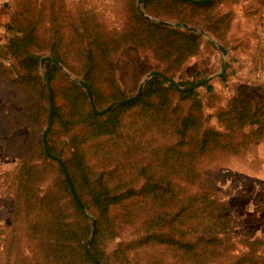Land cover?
Masks as SVG:
<instances>
[{
    "label": "trees",
    "instance_id": "1",
    "mask_svg": "<svg viewBox=\"0 0 264 264\" xmlns=\"http://www.w3.org/2000/svg\"><path fill=\"white\" fill-rule=\"evenodd\" d=\"M136 1L120 2L124 16L112 26L92 9L68 11L67 0H15L12 21L18 34L0 48V78L13 92L7 100L20 108L18 118L39 140L38 158L55 166L56 181L53 190H42L40 164L21 151L12 180L5 264H162L166 258L174 264H264L262 239H245L247 250L235 247L237 224L217 188L222 159L214 157H224L225 164L244 155L248 145L264 142L263 82L252 85L251 96L234 94L218 109L220 131L207 125L195 91L180 93L158 77L148 80L137 99L102 115L92 112L78 82L67 81L53 94L48 143L63 160L85 212L60 165L45 154L40 142V115L48 111L45 79L53 81L60 70L46 62L43 78L40 52L83 80L99 109L120 99L114 71L125 48L148 53L172 77L200 49L202 37L183 24L207 31L228 49L242 44L230 38L236 15L232 6L242 0L205 5L144 0L146 13L175 20L174 28L145 19ZM9 58L17 60L16 67L4 62ZM10 70H16L13 76ZM57 127L66 137L63 150L53 141ZM23 142L18 141L22 150ZM93 220L95 236L87 253ZM122 232L135 237L109 249Z\"/></svg>",
    "mask_w": 264,
    "mask_h": 264
},
{
    "label": "rangeland",
    "instance_id": "2",
    "mask_svg": "<svg viewBox=\"0 0 264 264\" xmlns=\"http://www.w3.org/2000/svg\"><path fill=\"white\" fill-rule=\"evenodd\" d=\"M121 1L122 0H67V5L68 11L73 13L77 12L79 8L92 9L99 15H104L107 23L114 26L119 25L124 16L122 13L123 4L121 5ZM14 3L15 0H0V48L8 43L10 38L18 34L17 30L13 27L12 21ZM136 7L139 11L137 1ZM232 8L236 11L239 20H241V16H244L243 20L245 19V23H241L240 32L237 33V31L234 30L232 36L242 35L245 37L248 35V39H245V42L240 46L233 47L234 43H232V45H229V49L225 47L228 54L224 58L221 50L211 40V37H214L210 33L183 24L182 27L184 29L202 37L200 49L196 55L188 58L179 71L175 72L173 76L170 77L180 86H187L203 78L210 77V80L204 85L192 90L195 91L196 97L202 105V112L206 118L207 125L220 131H223V126L220 125L216 119V112L218 109L223 108L232 95L244 94L246 96H251L254 93L252 85L257 82L264 83V0H242L238 4L233 5ZM141 10L151 18L149 20L151 22L160 24L159 21H165L173 24V26L166 27H177V22L175 20H162L154 15L146 13L143 9V4L141 5ZM186 26L194 28L197 31H191ZM45 28L46 24L42 23L39 29L40 32L44 33ZM204 33L209 34V36H206ZM39 54L42 55L41 58L49 55L43 52ZM4 62L8 64L9 68L17 66V60L12 58ZM45 64V73L41 68V64L39 68V73L43 78H45L46 75ZM62 66L63 69L57 66L60 72L53 81L45 79L47 89L49 90V86L51 87L52 97L54 92L67 81L75 80L79 84L81 80L78 76L73 74L69 68L65 67L63 64ZM160 68L161 67L146 52H140L133 47L122 50L115 61L114 75L116 78V86L119 90L118 95L120 96V99L116 101L134 95L145 76L153 70L162 72ZM15 71L10 70V75L13 76ZM4 82H6V80L2 76L0 78V264H5L6 262V251L4 250V246L6 242V227L10 224V214L13 204L14 184H12V180L20 164L21 151H24L22 155L29 154L28 157L32 156L33 161L40 164L42 172L39 176L42 190L47 192L53 190L56 181L55 166L50 164L47 160L45 161L38 158L39 140L32 137L30 128L23 125L18 118L17 114L20 108L16 109L15 106L7 100L8 94H13V92L10 88H6L7 86ZM164 82L172 86L168 82ZM177 91L186 93L179 90ZM178 100L179 97L175 96L174 102ZM55 101L57 105L62 103L58 95ZM183 104L186 106L189 105V100L183 101ZM106 106L104 105L101 108ZM48 111L46 113L42 111L40 115L43 131L47 124ZM56 129L58 133L54 136L55 140H53L55 141V148L63 150V142L66 140V137L60 133L58 127ZM43 131L40 134L41 139ZM19 137H21V139H18ZM41 139L40 142L42 141ZM19 140L24 141L23 150L18 144ZM11 141L13 142L10 144ZM214 157L217 162L222 159L223 167H221L220 174H218L219 179L217 188L220 189V196L227 200L230 215L235 218L237 224L233 232L234 239L237 241L235 246L236 249L240 251L247 250L245 241L259 238L263 240V244H261L259 251H263L264 142L258 145H248L247 152L244 155L229 158L225 164L223 160L224 157H220L219 155H214ZM134 237V234L131 235L129 232H122L120 237H117L114 243L109 245V249L113 248L115 243L121 240H130ZM28 247L29 243L24 244L26 251ZM133 263L132 261L129 264ZM162 264H174V262L166 258Z\"/></svg>",
    "mask_w": 264,
    "mask_h": 264
},
{
    "label": "water",
    "instance_id": "3",
    "mask_svg": "<svg viewBox=\"0 0 264 264\" xmlns=\"http://www.w3.org/2000/svg\"><path fill=\"white\" fill-rule=\"evenodd\" d=\"M182 1H186L188 3H192V4H198V5H205L207 4L210 0H182ZM144 0H137V3H138V9H139V12L142 16H144L146 19L150 20L151 18L149 16H147L142 10H141V5L143 4ZM159 23L161 25H165V26H173L172 23H169V22H165V21H159ZM189 30L191 31H197L196 29L194 28H191V27H188L186 26ZM205 34V33H204ZM206 36H209V34H205ZM211 37V36H210ZM211 40L215 43V45L221 50L222 52V56L225 58L228 54V51L226 50V48L221 44L219 43L217 40H215L214 38L211 37ZM46 62H51L53 64H55L56 66H58L59 68L63 69V66L62 64L54 57L50 56V55H46L44 57L41 58L40 60V64H41V68L43 70V72L45 73L44 71V64ZM152 77H159L160 79L168 82L170 85H172L173 87H175L177 90L181 91V92H188L192 89H195L201 85H204L208 80H210V77H207V78H203L197 82H194L190 85H187V86H180L176 81H174L173 79H171L170 77H168L167 75H165L164 73L162 72H159V71H156V70H153V71H150L146 76L145 78L143 79V81L141 82V84L139 85L138 87V90L137 92L130 96V97H127L125 99H121L119 101H116V102H113L111 104H109L108 106L104 107V108H101V109H98L94 103V97H93V93L91 91V89L88 87V85L83 81V80H80L79 81V84L85 89L88 97H89V101H90V104H91V109H92V112L94 114H97V115H102V114H105L107 112H109L110 110L118 107V106H122L128 102H131L135 99H137L141 93H142V89H143V86L144 84L147 82V80H149L150 78ZM48 106H49V111H48V117H47V124H46V127L43 131V134H42V143H43V147H44V151H45V154L50 157L51 159L55 160L61 167V170L66 178V181H67V184L70 188V191H71V194L77 204V206L79 207V209L82 211V212H85V207L84 205L82 204L80 198L78 197L75 189H74V186L72 184V181L68 175V172L66 170V167H65V164L63 162V160L60 158V157H57L55 155H53L51 152H50V148H49V143H48V134L51 130V126H52V121H53V111H54V106H53V97H52V90H51V87L49 86V90H48ZM96 228V223H95V220L92 221V231H91V235L89 237V239L87 240V242L85 243L84 247H85V251L87 253H90V250L88 248L89 244L92 242V240L94 239V236H95V229ZM97 264H100L99 261H97Z\"/></svg>",
    "mask_w": 264,
    "mask_h": 264
},
{
    "label": "crops",
    "instance_id": "4",
    "mask_svg": "<svg viewBox=\"0 0 264 264\" xmlns=\"http://www.w3.org/2000/svg\"><path fill=\"white\" fill-rule=\"evenodd\" d=\"M243 18H244V16H241V18H240L241 20H239L238 19V15L236 13L235 19H234V22H233V28H232V31H231V34H230V38H232V39H239L238 40V43H242V44L245 42V39H248V35L245 36V37H243L242 35H235V37H234V36H232V34H233L234 30L237 31V33L240 32L239 29L241 28L240 26H242L241 23H245V19L243 20ZM263 26H264V18H263Z\"/></svg>",
    "mask_w": 264,
    "mask_h": 264
}]
</instances>
